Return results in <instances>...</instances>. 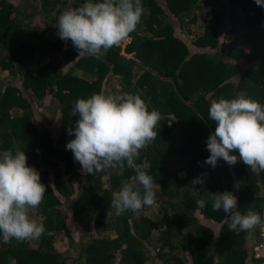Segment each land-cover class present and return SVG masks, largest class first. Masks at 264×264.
Returning <instances> with one entry per match:
<instances>
[{"label":"trees","instance_id":"obj_1","mask_svg":"<svg viewBox=\"0 0 264 264\" xmlns=\"http://www.w3.org/2000/svg\"><path fill=\"white\" fill-rule=\"evenodd\" d=\"M262 220L264 0H0V264H252Z\"/></svg>","mask_w":264,"mask_h":264},{"label":"rangeland","instance_id":"obj_2","mask_svg":"<svg viewBox=\"0 0 264 264\" xmlns=\"http://www.w3.org/2000/svg\"><path fill=\"white\" fill-rule=\"evenodd\" d=\"M37 23H38V17L36 16L33 18V24L37 25ZM118 36L119 37L117 38L116 42L121 44V48H122L123 44L125 43V41L127 40L128 37L123 35L122 32H120ZM41 119H43V118H41ZM47 125H49V124H47ZM73 240H75V239H73ZM69 241L70 240L67 238L66 235H61L59 239L57 238L56 244L62 250L64 249L66 254H68V253L72 254L74 252V247L76 246V241L71 242V243Z\"/></svg>","mask_w":264,"mask_h":264},{"label":"built area","instance_id":"obj_3","mask_svg":"<svg viewBox=\"0 0 264 264\" xmlns=\"http://www.w3.org/2000/svg\"><path fill=\"white\" fill-rule=\"evenodd\" d=\"M259 230V239L252 244V249L254 256L260 260H255L252 264H264V220H262Z\"/></svg>","mask_w":264,"mask_h":264},{"label":"clouds","instance_id":"obj_4","mask_svg":"<svg viewBox=\"0 0 264 264\" xmlns=\"http://www.w3.org/2000/svg\"><path fill=\"white\" fill-rule=\"evenodd\" d=\"M120 32H122V31H118V35H119ZM122 33H123V32H122ZM123 35H124V34H123ZM125 36H126V35H125ZM127 37H128V36H127ZM129 39H130V38L128 37L127 40L125 41V43L123 44V46H122V52H124V51H123V47H124V45L129 41Z\"/></svg>","mask_w":264,"mask_h":264}]
</instances>
